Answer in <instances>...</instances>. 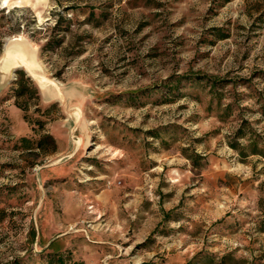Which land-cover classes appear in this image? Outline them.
Masks as SVG:
<instances>
[{"label": "rangeland", "instance_id": "obj_1", "mask_svg": "<svg viewBox=\"0 0 264 264\" xmlns=\"http://www.w3.org/2000/svg\"><path fill=\"white\" fill-rule=\"evenodd\" d=\"M17 38L0 264H264V0H0Z\"/></svg>", "mask_w": 264, "mask_h": 264}, {"label": "water", "instance_id": "obj_2", "mask_svg": "<svg viewBox=\"0 0 264 264\" xmlns=\"http://www.w3.org/2000/svg\"><path fill=\"white\" fill-rule=\"evenodd\" d=\"M15 54L22 56V60L17 58ZM23 62L36 66L35 52L25 40L18 38L10 40L6 44L0 60V93L12 80L15 68L22 67Z\"/></svg>", "mask_w": 264, "mask_h": 264}, {"label": "trees", "instance_id": "obj_3", "mask_svg": "<svg viewBox=\"0 0 264 264\" xmlns=\"http://www.w3.org/2000/svg\"><path fill=\"white\" fill-rule=\"evenodd\" d=\"M195 78H196L197 81H199L200 78H202V77L196 76ZM207 80L210 81L209 93H211L213 95L214 94L216 95L217 92H216L215 88H216V85H217L218 81L210 79V78H208ZM179 81H180L179 79L176 80V85L178 84ZM17 85H18V88H19V91L21 92V94H24V93H26L28 91L36 92V88L34 87L32 81L28 77H25L23 72H21V76H20V78L17 81ZM235 135L238 136V137H244L245 136L244 133L242 132V127L241 126L237 129ZM38 144H39V147L42 145L40 142ZM229 144H230L229 146L232 149L238 151V153H239V155L241 157L247 156V154L244 151V149L240 148L239 145H237V143L231 142ZM249 148H250V154L259 155L262 158H264V148L257 147L256 142L254 140H252V139L249 140ZM59 260H60V258H59ZM141 264H148V263H141Z\"/></svg>", "mask_w": 264, "mask_h": 264}, {"label": "bare ground", "instance_id": "obj_4", "mask_svg": "<svg viewBox=\"0 0 264 264\" xmlns=\"http://www.w3.org/2000/svg\"><path fill=\"white\" fill-rule=\"evenodd\" d=\"M18 39H20V38H18ZM15 56H17V58L22 60V56H19L16 54H15ZM23 68L30 76H33L37 79L40 86H42V87L45 86V84L43 82V78L41 76L37 75L36 70H35L36 66L34 64H28V63L23 62Z\"/></svg>", "mask_w": 264, "mask_h": 264}]
</instances>
